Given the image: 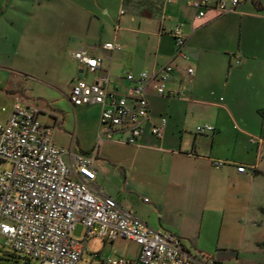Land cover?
Listing matches in <instances>:
<instances>
[{
  "label": "crops",
  "instance_id": "crops-1",
  "mask_svg": "<svg viewBox=\"0 0 264 264\" xmlns=\"http://www.w3.org/2000/svg\"><path fill=\"white\" fill-rule=\"evenodd\" d=\"M192 1L0 0V64L9 73H22L12 60L38 15L52 24L53 47L65 40L75 62L80 50L101 62L94 74L83 72L77 62L79 74L70 93L78 80L94 83L108 75L113 88L125 94L131 87L127 74L172 65L168 88L182 99L150 91L145 134L134 146L110 140L133 149L125 157L105 160L93 154L101 161L93 188L150 229L181 239L194 264H264V0L244 2L234 13L210 12L204 19L197 18ZM85 15L90 18L84 22ZM93 19L113 28L112 40L89 37ZM176 26L187 39L181 54L171 35ZM95 28L104 35L103 27ZM68 30L73 33L63 37ZM106 44L121 50L107 51ZM4 91L14 103V92ZM31 104L38 107L37 101ZM73 108L95 109L100 116L99 107ZM44 116L50 118L43 112L41 120ZM162 120L166 126L157 139L150 131ZM205 125L214 131L198 135L196 128ZM219 162L224 165L216 168ZM240 166L245 174L237 172Z\"/></svg>",
  "mask_w": 264,
  "mask_h": 264
},
{
  "label": "built area",
  "instance_id": "built-area-1",
  "mask_svg": "<svg viewBox=\"0 0 264 264\" xmlns=\"http://www.w3.org/2000/svg\"><path fill=\"white\" fill-rule=\"evenodd\" d=\"M249 1L194 0L190 7L198 19H204L210 12L234 13ZM181 28L176 26L171 33L177 54L187 41ZM104 49L120 51L121 47L106 44ZM73 57L88 74L101 68V62L87 51H77ZM174 72L172 65H166L152 73L127 74L125 80L131 87L125 94L113 88L114 80L108 75L98 77L94 83L78 80L69 101L75 108H100V142L119 138L134 146L151 121L150 91L160 98L182 99L181 93L168 88ZM188 74L192 76L194 71L190 69ZM42 115L35 104L19 98L9 109H0V237L15 253L40 264H83L88 253L86 243L96 237L138 246L136 264H194L177 236L150 229L116 201L100 196L93 188L97 176L95 155L72 154L57 147L55 128L45 125ZM165 126V120L159 126L152 124L151 135L161 139ZM213 131L208 125L196 128L198 135ZM7 164L12 166L11 171H3ZM223 165L215 164L216 168ZM237 172L245 174L246 169L240 166ZM78 226L84 227L85 233L75 239L72 234ZM86 264L133 263L94 255Z\"/></svg>",
  "mask_w": 264,
  "mask_h": 264
},
{
  "label": "rangeland",
  "instance_id": "rangeland-1",
  "mask_svg": "<svg viewBox=\"0 0 264 264\" xmlns=\"http://www.w3.org/2000/svg\"><path fill=\"white\" fill-rule=\"evenodd\" d=\"M74 2V0H72ZM49 1H45V4ZM68 10L72 8L66 6ZM117 7L112 9V15L116 17ZM118 17V16H117ZM33 18V17H32ZM47 17L36 16L28 24L27 30L23 33L17 54L14 55L12 64L15 68H21L22 73L14 74L4 70V65L0 64V86L7 91H13L14 95L23 102L33 103L37 101L38 107L45 114L43 117L51 126L57 123L54 132L55 144L65 152H73L85 156H93L98 152L99 158L116 159L125 157L133 150L132 148L105 141H99V113L95 109L88 112L78 111L73 108L68 97L73 79L78 77L79 66L70 57V50L67 49L66 41L58 43L53 47L56 33H51L49 20ZM90 16H84L83 21H87ZM86 19V20H85ZM94 26L103 27L104 35L94 27L89 33V37L104 43L112 40L114 30L109 25H101L93 19ZM72 30V29H71ZM71 30L65 31L63 37L69 36ZM82 34V33H81ZM113 42V41H112ZM8 66V65H5ZM0 88V109L10 108L13 104L12 98ZM99 132V133H98ZM100 159L96 165H99ZM3 171H11L12 166L7 164L2 167ZM84 227L78 226L73 232V237L79 239L84 236ZM88 253L84 256L83 264L91 262L94 255L102 254L105 258H124L137 263L139 248L124 241H117L114 245L107 244L98 238H92L86 243ZM0 264H40L37 260H28L23 255L15 253L8 241L0 237Z\"/></svg>",
  "mask_w": 264,
  "mask_h": 264
}]
</instances>
